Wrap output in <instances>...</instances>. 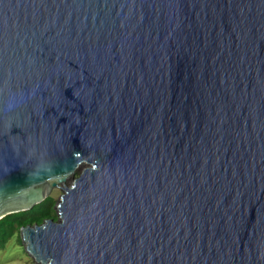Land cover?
<instances>
[{"label": "water", "instance_id": "1", "mask_svg": "<svg viewBox=\"0 0 264 264\" xmlns=\"http://www.w3.org/2000/svg\"><path fill=\"white\" fill-rule=\"evenodd\" d=\"M80 163L36 264H264V0H0V218Z\"/></svg>", "mask_w": 264, "mask_h": 264}, {"label": "trees", "instance_id": "2", "mask_svg": "<svg viewBox=\"0 0 264 264\" xmlns=\"http://www.w3.org/2000/svg\"><path fill=\"white\" fill-rule=\"evenodd\" d=\"M54 199L45 196L40 202L34 204L29 209L19 210L5 214L0 218V250L6 242L17 234L20 227L25 225L39 224L44 219L56 218L53 210Z\"/></svg>", "mask_w": 264, "mask_h": 264}, {"label": "rangeland", "instance_id": "3", "mask_svg": "<svg viewBox=\"0 0 264 264\" xmlns=\"http://www.w3.org/2000/svg\"><path fill=\"white\" fill-rule=\"evenodd\" d=\"M83 166H85L84 163L78 164L73 170V172L69 174L63 182H57L54 186L49 189V191L45 195L51 196L54 199L53 210L55 213L56 221L58 219L56 213V204L60 201V196L64 193V189L70 185L74 177H77L79 175ZM43 221H41V223ZM0 264H36L32 256H30L25 250V244L24 241L21 239L20 230L18 231V236L17 234H14L6 242L3 249L0 250Z\"/></svg>", "mask_w": 264, "mask_h": 264}, {"label": "bare ground", "instance_id": "4", "mask_svg": "<svg viewBox=\"0 0 264 264\" xmlns=\"http://www.w3.org/2000/svg\"><path fill=\"white\" fill-rule=\"evenodd\" d=\"M75 171H76V170H75ZM67 177H68V175H67L63 180H61L60 182H63Z\"/></svg>", "mask_w": 264, "mask_h": 264}]
</instances>
